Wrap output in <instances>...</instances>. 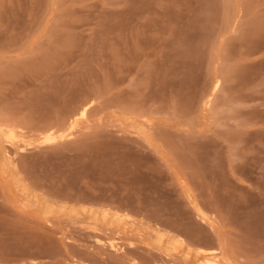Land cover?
<instances>
[{
    "label": "rangeland",
    "instance_id": "374dc122",
    "mask_svg": "<svg viewBox=\"0 0 264 264\" xmlns=\"http://www.w3.org/2000/svg\"><path fill=\"white\" fill-rule=\"evenodd\" d=\"M259 23L264 0H0V264H264Z\"/></svg>",
    "mask_w": 264,
    "mask_h": 264
},
{
    "label": "bare ground",
    "instance_id": "6f19581e",
    "mask_svg": "<svg viewBox=\"0 0 264 264\" xmlns=\"http://www.w3.org/2000/svg\"><path fill=\"white\" fill-rule=\"evenodd\" d=\"M252 26H253V25H252ZM263 26H264V23H262V24H261V23L256 24L252 30L256 31L257 29H259V28H261V27H263ZM249 32H250V31H249ZM250 34H251V32H250ZM255 34H256V33H255ZM252 35H253V34H252ZM217 83H218V82H216V83L214 84V88H215V87H216V88L218 87V86H217V85H218ZM73 126H74V124H72V125H71V126H70V127L64 132V133H62V134H61V137H64L63 135H65V134L67 135V133L73 128ZM73 129H74V128H73ZM73 129H72V130H73ZM72 130H71V131H72ZM71 131H70V132H71ZM61 137H60V138H61ZM55 139H56V136L49 135V136L44 137V139H42V140H43L42 143H43V142H46V143L48 142V143H49V142L54 141ZM57 139H58V137H57ZM40 143H41V142H40ZM42 143H41V144H42ZM48 143H47V144H48ZM43 145H45V144L43 143ZM200 264H209V263L204 262V263H200Z\"/></svg>",
    "mask_w": 264,
    "mask_h": 264
}]
</instances>
